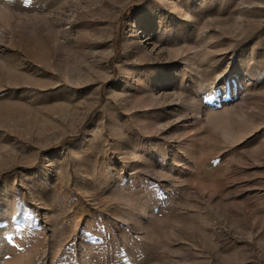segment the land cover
<instances>
[{"label": "rangeland", "instance_id": "obj_1", "mask_svg": "<svg viewBox=\"0 0 264 264\" xmlns=\"http://www.w3.org/2000/svg\"><path fill=\"white\" fill-rule=\"evenodd\" d=\"M0 264H264V0H0Z\"/></svg>", "mask_w": 264, "mask_h": 264}]
</instances>
